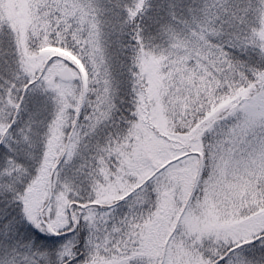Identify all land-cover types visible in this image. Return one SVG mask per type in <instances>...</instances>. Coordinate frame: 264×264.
Returning a JSON list of instances; mask_svg holds the SVG:
<instances>
[{"label": "snow or ice", "instance_id": "obj_1", "mask_svg": "<svg viewBox=\"0 0 264 264\" xmlns=\"http://www.w3.org/2000/svg\"><path fill=\"white\" fill-rule=\"evenodd\" d=\"M0 264H264V0H0Z\"/></svg>", "mask_w": 264, "mask_h": 264}]
</instances>
